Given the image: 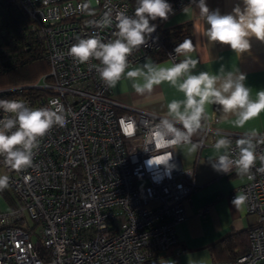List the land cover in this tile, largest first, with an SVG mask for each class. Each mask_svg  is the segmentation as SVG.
Returning a JSON list of instances; mask_svg holds the SVG:
<instances>
[{"label":"built area","instance_id":"1","mask_svg":"<svg viewBox=\"0 0 264 264\" xmlns=\"http://www.w3.org/2000/svg\"><path fill=\"white\" fill-rule=\"evenodd\" d=\"M16 1L44 38L49 67L29 85L34 90L21 94L22 87L14 86L9 96L10 88L0 89V96L23 99L37 108L59 100L68 116L64 127H53L40 140L31 167L18 172L0 158L1 174L10 177L8 189L19 202L17 208L0 207V264H153L178 242L176 225L186 219L185 201L195 189L192 172L183 168L175 148L167 150L172 152L170 169L150 165L148 161L159 153L145 144L147 125L161 116L144 110L117 111L119 104L95 70L98 61L78 64L68 55L77 36L115 38V23L102 27L99 21L108 10L133 14L132 0ZM189 2L174 0L172 13ZM162 43L153 32L129 57L130 65L149 57ZM166 57L177 60L172 50ZM128 120L136 122L132 136L124 132ZM216 121V117L206 121L199 138L191 137L198 149L206 144L205 137L217 133ZM221 134L232 140L233 149L242 135ZM214 141L210 138V143ZM257 152H264V144ZM261 166L257 160L244 175L245 182L229 196L238 192L247 198L246 213L253 218L247 229L248 250L214 264H264ZM207 210L204 207L199 214Z\"/></svg>","mask_w":264,"mask_h":264},{"label":"clouds","instance_id":"2","mask_svg":"<svg viewBox=\"0 0 264 264\" xmlns=\"http://www.w3.org/2000/svg\"><path fill=\"white\" fill-rule=\"evenodd\" d=\"M243 8L237 5L229 14H221L219 9L211 10L205 0H199L196 7L195 24L202 27V34L212 43L230 46L237 55L250 50L252 37L264 42V0H242ZM195 3V0H193ZM190 7H185V14ZM173 12L167 0H136L133 14L126 9L112 10L104 13L99 21L100 26L110 27L115 23L114 37L104 41L99 35L87 38L76 37V43L68 50L78 64H87L90 60L98 61L95 70L106 87L115 88L122 79L131 81L134 92L140 96L151 95L154 89L167 83L183 94L182 99H172L167 104L166 113L158 122L147 125L145 144L152 146V151L159 153L153 156L150 165H164L170 169L172 152L167 151L178 146L190 145V152L200 145L192 143V135L199 131L206 121L214 119L208 113V107L219 105L220 120L231 121L237 128L244 126L264 112V90L257 91L255 98L252 90L244 83L246 75L236 71L219 73L200 72L193 74L199 60L192 53L199 44L194 45L191 39L185 38L175 48L176 56L168 66L146 61L139 67H131L129 57L141 46L146 45L156 25L150 23L157 18L167 20ZM208 27L205 29L204 24ZM197 32H200L198 29ZM48 107H32L23 99H0V158L9 169L23 171L33 164L34 150L40 140L53 127H64L68 113L59 100L49 102ZM136 131V122L128 120L124 124L126 135L132 136ZM212 147L221 153L211 166L217 172L229 173L233 167L239 175H249L257 160L262 165L259 171L264 172V152H257L258 145L264 144V135L256 130L245 131L235 141L222 135ZM148 150V147L145 149ZM10 177L0 174V191L9 187ZM246 196L239 194L232 204L241 207Z\"/></svg>","mask_w":264,"mask_h":264},{"label":"crops","instance_id":"3","mask_svg":"<svg viewBox=\"0 0 264 264\" xmlns=\"http://www.w3.org/2000/svg\"><path fill=\"white\" fill-rule=\"evenodd\" d=\"M198 2L199 0H195V3L190 0L163 21L167 27L190 23L192 42L194 45L199 44L198 50L192 53L193 57L199 60L196 68L193 69V74L200 72L216 74L221 68L225 72L238 70L246 75L244 83L252 90V96L255 98L257 91L264 90V42L252 37L250 50L237 55L228 45L208 41L202 34V27L195 24V15L199 13L196 7ZM205 2L210 11L219 9L222 15L231 13L237 5L243 8L242 0H205ZM185 7H190L187 14L184 12ZM203 27L206 29L208 25L205 23ZM198 29L200 32H197ZM181 59L183 57L178 56L176 61ZM146 61L162 66H168L172 62L167 57L156 61L150 55L135 62L131 67H139ZM110 95L119 104L120 111L144 110L158 116L166 113V106L172 99L183 98L182 93L167 83L157 86L151 95L140 96L134 92L131 81L127 79H122L115 88H110ZM208 113L210 116L214 114L217 118L213 129L219 130L220 133L243 134L253 129L258 133L264 131V112L250 120L244 128L232 125L231 121L234 117H230L227 121L220 120L219 105L209 106ZM200 134L201 129L192 137L197 139ZM210 138L216 141L220 137L216 134L205 137L206 144L193 152L189 151L190 145L175 147L183 168L192 172L195 189L190 194L189 200L185 201L186 219L176 225L177 244L168 251L160 253L153 260V264H214L229 252L218 253L212 249V244L230 233L246 231L253 221L252 216L246 213L245 203L241 207H236L232 204L234 198L229 197L245 182V176L239 175L237 171L225 174L212 168L210 161H214L222 152L215 151L212 147L215 141L210 143ZM12 203L14 202L8 197L0 196V204L9 207ZM204 207L208 208L207 213L200 215L199 210Z\"/></svg>","mask_w":264,"mask_h":264},{"label":"trees","instance_id":"4","mask_svg":"<svg viewBox=\"0 0 264 264\" xmlns=\"http://www.w3.org/2000/svg\"><path fill=\"white\" fill-rule=\"evenodd\" d=\"M173 1L167 0L168 3ZM132 3L135 8L136 0H132ZM163 21L159 18L150 21L156 25V34L163 39L162 46L150 54L156 61L165 58L167 51H174L185 38L192 40L189 22L167 27ZM45 54L46 42L34 29L33 20L16 0H0V89L21 86V94L34 90L29 85L48 71ZM5 97L1 95L0 99ZM8 199L15 202L13 195ZM212 249L218 253L229 252L220 260L235 258L248 250L247 230L224 236L212 244Z\"/></svg>","mask_w":264,"mask_h":264},{"label":"rangeland","instance_id":"5","mask_svg":"<svg viewBox=\"0 0 264 264\" xmlns=\"http://www.w3.org/2000/svg\"><path fill=\"white\" fill-rule=\"evenodd\" d=\"M11 87H14V86H11ZM11 87H4V88H10V89H8L7 91H9V93L6 95V96H9L12 92L11 91H13L14 89H12ZM4 88H2V89H4ZM2 194V195H1ZM10 195H12V192L8 189V188H6L5 190H3L2 191V193H0V196H3L4 198H6V197H8V196H10ZM13 207H11V208H17V207H19V202L16 200V203L14 202V203H12L11 204ZM7 205H2V204H0V207L2 208V209H7V207H6ZM6 207V208H5ZM27 221H28V223H29V226H31L32 225V221H31V219L27 216ZM36 232H37V229H36ZM35 239V236H32V240H34Z\"/></svg>","mask_w":264,"mask_h":264}]
</instances>
